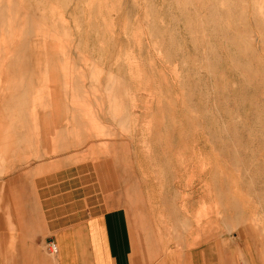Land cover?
<instances>
[{
	"label": "rangeland",
	"instance_id": "rangeland-1",
	"mask_svg": "<svg viewBox=\"0 0 264 264\" xmlns=\"http://www.w3.org/2000/svg\"><path fill=\"white\" fill-rule=\"evenodd\" d=\"M0 130L31 230L39 203L155 236L158 264H264V0H0Z\"/></svg>",
	"mask_w": 264,
	"mask_h": 264
},
{
	"label": "crops",
	"instance_id": "crops-1",
	"mask_svg": "<svg viewBox=\"0 0 264 264\" xmlns=\"http://www.w3.org/2000/svg\"><path fill=\"white\" fill-rule=\"evenodd\" d=\"M43 116L46 121L60 125L59 114L45 113ZM2 136L0 130V150L8 155L13 150L5 139L7 135ZM6 186L0 191V264H158L154 261L160 253L158 244L152 243L153 239L156 242L155 236L146 235L145 242L151 244L144 246L142 231L137 240L127 234L124 226L104 215H76L71 219L56 215L48 220L43 204H25L19 217L26 216L28 221L37 222L31 230L29 224L24 225L17 217L19 208L15 207L14 192ZM36 186H39L37 182ZM136 207L139 208L138 204ZM49 240L57 243L56 254L47 250L45 243ZM243 253L244 256H240ZM221 258L220 261L218 255L207 251L192 255L189 252L187 264H255L246 252L228 251ZM165 264H169V260Z\"/></svg>",
	"mask_w": 264,
	"mask_h": 264
},
{
	"label": "built area",
	"instance_id": "built-area-1",
	"mask_svg": "<svg viewBox=\"0 0 264 264\" xmlns=\"http://www.w3.org/2000/svg\"><path fill=\"white\" fill-rule=\"evenodd\" d=\"M47 248L51 253L56 254L58 252V246L57 243L53 240H49L47 242Z\"/></svg>",
	"mask_w": 264,
	"mask_h": 264
}]
</instances>
